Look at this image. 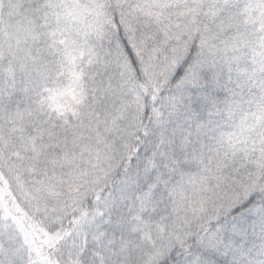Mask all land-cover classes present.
<instances>
[{
	"label": "snow or ice",
	"instance_id": "snow-or-ice-1",
	"mask_svg": "<svg viewBox=\"0 0 264 264\" xmlns=\"http://www.w3.org/2000/svg\"><path fill=\"white\" fill-rule=\"evenodd\" d=\"M0 264H264V0H0Z\"/></svg>",
	"mask_w": 264,
	"mask_h": 264
}]
</instances>
